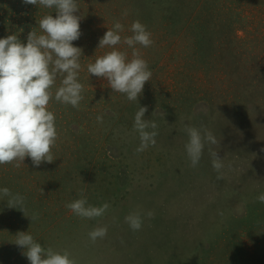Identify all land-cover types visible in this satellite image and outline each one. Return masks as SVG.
Instances as JSON below:
<instances>
[{
	"label": "rangeland",
	"instance_id": "rangeland-1",
	"mask_svg": "<svg viewBox=\"0 0 264 264\" xmlns=\"http://www.w3.org/2000/svg\"><path fill=\"white\" fill-rule=\"evenodd\" d=\"M76 2L82 34L73 45L82 50L84 98L79 108L54 98L49 103L58 132L53 163L35 167L26 157L18 168L0 165V189L19 193L28 215H38L31 222L0 198V264H30L15 244L19 232L44 248L67 250L76 264H264V203L257 200L264 194V142L243 141L255 129L219 122L236 110L254 115L264 103V0ZM49 14L55 17V9L0 0V39L17 35L26 44ZM137 20L153 40L147 48L135 45L152 77L138 100L129 101L87 66L113 50L98 46L116 21L123 25L116 50L131 60L133 48L123 38L133 35ZM59 86L58 77L53 93ZM236 97L244 104L235 109ZM140 106L148 109L144 119L157 123L158 135L155 146L138 153L133 125ZM186 124L217 139L205 144L196 167L185 149ZM209 148L223 159L222 179ZM80 193L88 204L107 202L109 209L95 219L78 217L65 205ZM136 210L143 225L133 231L124 218ZM104 226L106 237L93 243L88 233Z\"/></svg>",
	"mask_w": 264,
	"mask_h": 264
},
{
	"label": "clouds",
	"instance_id": "clouds-1",
	"mask_svg": "<svg viewBox=\"0 0 264 264\" xmlns=\"http://www.w3.org/2000/svg\"><path fill=\"white\" fill-rule=\"evenodd\" d=\"M23 2L55 9L56 15L54 17L49 14L41 18L38 21L40 33L32 30L26 44L17 35L0 39V165L12 164L17 168L26 157L31 158L35 167L55 161L52 149L56 145L58 132L49 103L54 98L56 102L79 108L84 98L83 85L78 79L82 50L73 45L82 34L81 16L76 15L79 12L76 0ZM130 30L133 35L123 38V43L133 48L131 60L127 59L126 53L116 50L115 46L122 41L119 33L123 31V25L116 21L113 28L108 29L99 40L98 46V49L108 47L113 50L89 64L87 71L107 80L113 92L125 94L129 101H137L146 82L150 81L152 72L135 45L147 48L153 44V40L151 33L139 20L132 23ZM58 77L60 86L53 93ZM147 110V107L140 106L134 117L133 131L138 133L140 139L136 149L138 153L156 145L158 125L153 120L144 119ZM96 119L103 123V116H97ZM184 131L189 138L185 145L186 153L191 166L196 167L202 158L205 144L215 145L217 139L206 128L198 129L190 124L185 125ZM209 154L212 166L218 173L217 179H222L223 159L211 148ZM80 197L65 205L80 218L102 217L110 207L107 202L99 207L92 206L83 193H80ZM0 198H7L8 207L21 210L31 222L38 219L37 214L28 215L24 197L19 193L13 194L9 188L4 187L0 189ZM257 200L264 203V194L259 195ZM153 215L151 211L146 213L148 218ZM124 219L131 230L142 228L141 211L130 212ZM107 232L106 226L96 227L88 233V237L95 243L98 239H104ZM15 244L25 249L22 255L27 257L30 264H76L67 250L61 253L51 247L44 248L29 232H19Z\"/></svg>",
	"mask_w": 264,
	"mask_h": 264
},
{
	"label": "trees",
	"instance_id": "trees-1",
	"mask_svg": "<svg viewBox=\"0 0 264 264\" xmlns=\"http://www.w3.org/2000/svg\"><path fill=\"white\" fill-rule=\"evenodd\" d=\"M256 83V81H255ZM259 86H261V84H258ZM264 85H262L260 88H263ZM260 88H256V89H260ZM254 89V90H256ZM254 90H252L251 93L254 92ZM238 102V106H240L241 104H244V102L242 101L241 98H237L236 97V102H235V109L236 107V103ZM260 106V108L258 109L259 112L257 111L256 114L253 115L252 111L248 112L247 114H241L240 110H236L234 112L233 118L232 119H223V121H219L222 125V127L225 124H230V125H234L237 128H240L241 130H245V129H255V131L252 132H248L247 135L249 134L248 137H244L243 141L247 142V143H252L254 144V142L260 143V142H264V103L260 102L258 103L257 107ZM241 109V107H238ZM256 109H254L255 111ZM253 111V112H254ZM222 122L224 124H222ZM221 127V128H222ZM231 132H233V129H230ZM224 134L223 131H220ZM227 138V136L225 137V139ZM227 142V141H226ZM228 143V142H227ZM240 143V142H239ZM242 145V144H241ZM162 220L164 221V219L162 218ZM206 232L207 230H205L204 235L206 236ZM206 237L203 238V240L205 241ZM208 242V240H207ZM208 250V247L206 248ZM160 262V261H159ZM166 264H172L170 263L167 259H166ZM160 264H164V261H161Z\"/></svg>",
	"mask_w": 264,
	"mask_h": 264
}]
</instances>
